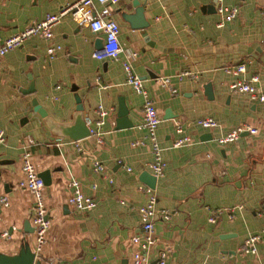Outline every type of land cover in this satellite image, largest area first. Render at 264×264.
Instances as JSON below:
<instances>
[{"label": "crops", "instance_id": "obj_1", "mask_svg": "<svg viewBox=\"0 0 264 264\" xmlns=\"http://www.w3.org/2000/svg\"><path fill=\"white\" fill-rule=\"evenodd\" d=\"M73 1L0 0V37ZM134 4L142 8L144 28L128 19L135 16ZM220 5L222 15L231 7L238 12L218 27ZM94 6L101 8L97 2ZM263 7L264 0H121L111 7L122 48L117 59L95 58L104 34L78 26L70 15L54 25L51 40L31 37L0 57V130L5 134L0 195L9 202L0 205V251L14 254L22 241L32 250L35 244L33 231L24 228L25 221L27 229L33 227V195L18 184L21 155L28 151L38 172L50 175L43 190L50 224L35 261L130 264L136 248L131 236L143 232L137 207L146 193L139 175L149 171L153 155L145 130L138 128L144 98L126 82L122 62L127 61L161 118L156 136L166 165L155 183L156 205L174 212L169 220H155L148 264H158L164 248L165 264H264V102L229 88L238 78L257 75L256 85L264 90ZM49 45L62 48L50 58ZM239 64L245 65L242 74L223 70ZM163 78L169 86L161 84ZM76 96L84 121L97 117L99 105L110 110L103 143L96 145L89 136L81 140L87 154L67 142L68 137L56 145L57 135L47 122H73ZM34 99L45 117L34 110ZM121 104L127 109L123 119L118 117ZM202 117H212L218 125L204 129L197 124ZM175 121L181 122L190 144L173 146L181 136ZM242 124L257 133L217 143L216 137ZM138 140L144 143L132 144ZM93 158L103 162V171L93 169ZM71 178L94 198L93 208L77 210L68 203ZM209 207L222 209L215 222L207 219ZM3 230L9 235H1ZM254 233L261 234L256 251H242L244 240Z\"/></svg>", "mask_w": 264, "mask_h": 264}, {"label": "built area", "instance_id": "obj_2", "mask_svg": "<svg viewBox=\"0 0 264 264\" xmlns=\"http://www.w3.org/2000/svg\"><path fill=\"white\" fill-rule=\"evenodd\" d=\"M121 0H74L72 3L65 4L59 8L55 13H47L42 19L33 21L26 25L12 35L7 37H0V57L5 56L9 51L20 47L26 40L31 37H39L44 40H51L53 37V27L64 16L70 15L71 18L77 23L78 26L88 27L93 33H103L104 40L102 48L95 52L94 56L97 59H117L122 51L119 43V25L113 17L112 8L118 4ZM221 1V0H218ZM94 2L101 5L99 10H96ZM220 14L224 12L222 5L218 8ZM264 12V7H263ZM238 8L231 7L228 12L222 15L221 21L217 23L220 27L223 21H230L237 15ZM60 45H49L47 47V54L50 58L54 57L56 53L61 50ZM122 66L126 73V82L130 84L133 89L143 96V110H142V122L138 125V128L145 130V138L150 143L151 152L153 155L152 160L148 163L149 172L156 178L164 174L166 162L162 156V149L159 146L156 130L161 122V118L153 106L152 101L148 97L146 90H144L142 81L133 73L131 66L127 61L122 62ZM224 72L231 73L233 75H239L245 72V65L239 64L233 67H225ZM259 78L257 75H253L248 79L238 78L234 82L229 84L231 92L239 94H247L250 99L254 101L264 102V90H260L256 83ZM163 86H169L170 81L168 78L161 80ZM175 91V90H173ZM110 110L99 105L95 109L97 117L92 119L85 117V123L89 130V137H93L96 145L103 143V124L105 117ZM197 124L207 130L214 129L218 124L212 117H202L197 120ZM175 130L178 134H181L173 142L174 147H181L191 143L192 139L189 136L182 135L183 128L180 121H175ZM248 132L251 134L257 133L256 128L246 126L245 124L239 125L231 129L228 133L216 137L215 140L219 145H224L230 142L236 141L239 136ZM79 140H67L72 144L81 154H87L88 151ZM5 142V134L0 130V144ZM56 145L63 144L64 138L56 136ZM144 142L138 140L133 142V145H141ZM23 176L19 180L18 184L28 189L33 195V207H32V226L35 238V244L33 251L35 255L41 249V246L46 240V231L50 224V219L47 214V207L43 197L44 181L39 175V172L31 158V153L26 151L21 155ZM119 162L120 159H117ZM93 169L95 171H103L104 164L98 158H93ZM130 170V167H127ZM112 181V178L109 179ZM69 185L72 187V193L68 196L67 201L77 210H88L96 205V201L90 195H86L80 188V183L77 179L71 178ZM140 189L146 193V200L140 204L137 209L140 214V226L142 234H133L131 236V242L136 246L132 252L130 264H148L147 250L155 242L153 234L154 223L157 218L163 220H169L173 215V211L167 208L157 207V196L153 187L147 184H140ZM7 195H0V205H8ZM208 207V206H206ZM208 221L215 222L222 212V209L209 207ZM1 235L8 236L9 231L3 230ZM260 233H254L249 235L241 246V250L244 252H255L256 243L260 239ZM167 257V249H161L158 253V264H165Z\"/></svg>", "mask_w": 264, "mask_h": 264}, {"label": "water", "instance_id": "obj_3", "mask_svg": "<svg viewBox=\"0 0 264 264\" xmlns=\"http://www.w3.org/2000/svg\"><path fill=\"white\" fill-rule=\"evenodd\" d=\"M136 7V13L135 16H129L128 19L132 21V24L136 28H144L147 26V22H144L141 18L142 16V8L138 4H134ZM103 44V43H102ZM102 44L99 47V49L102 48ZM33 91V88L28 90V93H31ZM76 113L73 117V122L67 123V124H56L54 122H48L50 129L54 134H56L59 137H68L72 140H79L84 139L89 136V130L88 127L85 124L84 121V115H83V106L81 104L80 98L76 96ZM32 104L34 107V110L38 112L42 117L46 116V113L41 109V107L37 104V101L34 99L32 100ZM127 113V109L124 107L123 104L119 107L118 117L123 119ZM120 119V120H121ZM121 121H119L120 123ZM128 126H131V124H128ZM207 138H211L209 134H207ZM39 175L42 177L44 184L50 183V175L48 170H41L39 171ZM139 178L147 185L151 187H155V183L157 178L152 175L149 171H142L139 175ZM27 224H30L29 221H25L24 228L26 231H33V227L30 229H27ZM35 252L32 250L29 242L22 241L20 244V247L18 251L14 254H7L0 251V264H39V260L37 259L35 261Z\"/></svg>", "mask_w": 264, "mask_h": 264}]
</instances>
